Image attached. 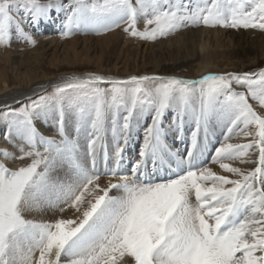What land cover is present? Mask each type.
Segmentation results:
<instances>
[{"label":"snow or ice","instance_id":"6c2138e0","mask_svg":"<svg viewBox=\"0 0 264 264\" xmlns=\"http://www.w3.org/2000/svg\"><path fill=\"white\" fill-rule=\"evenodd\" d=\"M53 12L62 38L264 32V0H0V46L34 47ZM0 119L14 149L0 148V264H264V69L72 76Z\"/></svg>","mask_w":264,"mask_h":264},{"label":"rangeland","instance_id":"374dc122","mask_svg":"<svg viewBox=\"0 0 264 264\" xmlns=\"http://www.w3.org/2000/svg\"><path fill=\"white\" fill-rule=\"evenodd\" d=\"M66 2L67 0H65V3ZM20 15H23V13H20ZM62 20H63V13L57 15L55 12H53L52 19L50 21L42 22L39 25V27L31 29L34 35V39L36 40V45L34 47L28 45L26 42H20L16 38L15 34L13 35V39L10 42V46L8 47L0 46V70L6 65H8L10 69H12L15 67L16 63H19L22 64V68H21L22 71L26 72V70L32 69L38 76L37 79L25 80L24 86H20L19 83L12 84L9 82V80L4 79L2 81L0 88H2V85L5 84L9 88V90L6 91L7 93L9 92L12 93L13 91L16 92L17 89H19L18 91L24 90L28 92L31 98L35 99L40 94L51 93L53 90V86L55 84L63 82L68 77H72V76L80 77L76 74L95 73L102 76L118 75L125 78L130 77L132 74L133 76L149 75L147 74L148 71L150 70L149 67L143 69L141 60L140 62H138L139 65L138 67L135 68L132 67V69L131 68L129 69V67H127L129 64L133 63V59H131L133 58V54H135L138 50L140 52L144 51L147 45L153 47V50H158L162 42L164 44L169 43L168 45H171L169 46L170 48L175 47L180 44L178 37L180 35H183L184 32H186V30L189 31L191 29L193 30L203 27V26L189 27L186 29H182L181 31L175 33L174 35L169 36L166 39H158L154 42L141 41L129 37L122 31V29H118L114 32L101 36L75 35L70 38H62L60 34ZM140 27L142 30L143 26L141 25ZM205 28L213 29L209 27H205ZM214 29H217V27H215ZM221 29L226 31L232 30L236 33H251L250 35L253 38H255L256 36L261 37V35H264V32L258 29H250V28L249 29L221 28ZM106 38L110 40V44H109L110 47L105 49L103 46H101V42ZM181 38L185 40L186 36H181ZM75 39H77L79 43L75 50V54L77 57L76 59L72 60L71 57L72 54L71 53L69 54L68 50L71 47L72 41ZM84 39H91V40L88 43H83L82 40ZM164 41H166V43ZM40 53H44L41 54L42 56L41 59H40ZM199 57L201 56L199 55ZM228 59L229 57L225 56V58L221 59L218 62V64L215 61L214 65L223 66V60L228 61ZM88 61H91V64L86 65ZM262 61L263 62L261 66L255 69H249L248 71H259L260 69H264V59ZM205 64H206L205 61H203L202 58H199L194 62H189V64L184 63L183 65L177 66L175 67L174 70L169 72L162 70L160 74L161 73L163 74L165 72L168 73V75H162V74L161 75L162 76L171 75V76L184 77V78L187 77L189 79H192L196 71H200V69H204L203 66ZM115 67H118V69L115 70L114 69ZM222 71L223 72L221 73H224V70ZM202 72L221 74L220 72L211 69L207 71H205L204 69L202 70ZM233 73H239V72L233 71ZM45 79L48 80L46 81L45 85H42L40 81H44ZM49 80H54V82L50 83ZM33 86H38L36 91L32 89ZM101 86L107 87V85H101ZM27 101L28 100L20 102L16 106H13V104H9V105L7 104L6 106H11L12 108H19L24 103H27ZM5 107H3V109L0 112H3ZM1 126L4 127L3 130H0V135L1 137H3V135L6 133V125L4 122H2ZM54 134H55V130L53 129L52 135ZM217 136L213 137V140L216 139V142H217ZM250 140L251 137L242 138V139L239 138V141L233 139L231 142L247 143ZM7 148L10 151H14L11 145ZM11 163L14 164L12 167H18L24 163H27V161H23V162L16 161L14 163L13 162ZM231 163L233 164L234 162ZM213 165L214 164H211L210 161V165L208 166L213 167ZM99 182L102 186H105L108 183V179L101 178Z\"/></svg>","mask_w":264,"mask_h":264},{"label":"bare ground","instance_id":"6f19581e","mask_svg":"<svg viewBox=\"0 0 264 264\" xmlns=\"http://www.w3.org/2000/svg\"><path fill=\"white\" fill-rule=\"evenodd\" d=\"M141 26V25H140ZM203 28V27H202ZM198 28V29H191L189 31L186 30L183 35H180L179 42L180 44L170 48L168 44L161 43L158 50H153V47L150 45H147L144 51H137L135 54H133V63L129 64L127 67L129 69L132 67H138V62L142 63L143 69L146 67H149V71L147 74L149 75H168V73H161L162 70L169 72L175 69V67L183 65L184 63L189 64V62H194L199 58H202L203 61H205V65L203 66L205 71L211 69L215 70L217 72H223L224 73H233V71L243 73L248 72L249 69H255L262 65V60L264 59V35H261V37L256 36L253 38L250 34L251 33H236L234 31H226L221 28L217 29H208V28ZM250 32V31H249ZM114 35V34H113ZM181 36H186L185 40L181 38ZM91 39H84L82 40L83 43H88ZM183 41V42H182ZM53 42V41H52ZM166 43V41H164ZM79 41L77 39L72 41L71 47L69 48V54L71 53L72 60L76 59L75 50L78 45ZM110 40L105 39L101 42V46H103L105 49L110 47ZM156 49V48H155ZM40 53V59H41ZM199 55L201 57H199ZM142 56V57H141ZM225 56H228V61L223 60V66H216L214 65V62L216 61L217 64L221 59H224ZM42 61V60H41ZM40 61V62H41ZM84 62V61H82ZM43 63V62H42ZM44 64V63H43ZM88 64H91V61H88ZM44 66V65H42ZM10 69L8 65L3 67L0 70V86L2 84V81L4 79L9 80L10 83L16 84L19 83L20 86H24L25 80H31V79H37V74L32 70H26V72L22 71V64L16 63L15 67ZM115 70L118 69V67L114 68ZM196 71L194 74V77L192 79H198L202 77L205 74H212L210 72H202V70ZM221 73V74H224ZM90 74V73H88ZM95 74V73H93ZM78 76H86L87 73L82 74H76ZM98 75V74H97ZM102 76V75H101ZM104 77L108 78H115V79H121L125 80L128 78L121 77V76H106ZM133 76V74L131 75ZM130 76V77H131ZM171 76V75H169ZM184 78V77H180ZM187 78V77H185ZM49 79V78H48ZM48 79H45L44 81H40L42 85L46 84V81ZM52 79V78H50ZM189 79V78H187ZM49 82H54V80H49ZM36 84V83H35ZM33 84V85H35ZM39 86V85H38ZM38 86H33L32 89L34 91L37 90ZM9 88L5 84L2 85V88H0V111L5 107L7 104H13V106H16L18 103L28 100L30 95L27 91H18L19 89L13 91L12 93H7ZM26 90V89H25ZM12 91V90H11ZM259 111V109H258ZM3 122L2 119H0V130H3L4 127L1 126V123ZM37 126L40 129L41 132H43L45 135H52L54 126L50 121H44V122H37ZM220 137V133L217 132L216 136ZM222 138V137H221ZM242 139V137L240 138ZM236 140L239 141V138ZM10 145L7 144L3 140V137L0 135V148L9 147ZM131 152L130 156L135 155V149L130 148L128 152ZM129 155V154H128ZM252 159H256V156L251 157ZM9 166H13L11 162H7ZM232 164V163H231ZM234 167H240L243 170H250L254 168L256 165L254 164H241L239 161H236L232 164ZM213 171L217 172L220 175H226L229 178H236L230 173H225L223 170L219 168L218 165H213L211 167ZM100 183V182H99ZM107 183V182H106ZM72 215L71 211L65 212L64 217L68 218ZM37 218H40L37 216ZM44 219H51L54 218L51 216V214L46 215L43 217Z\"/></svg>","mask_w":264,"mask_h":264}]
</instances>
